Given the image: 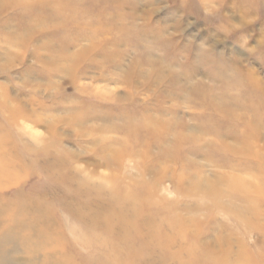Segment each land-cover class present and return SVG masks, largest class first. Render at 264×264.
Listing matches in <instances>:
<instances>
[{
  "label": "rangeland",
  "instance_id": "1",
  "mask_svg": "<svg viewBox=\"0 0 264 264\" xmlns=\"http://www.w3.org/2000/svg\"><path fill=\"white\" fill-rule=\"evenodd\" d=\"M0 264H264V0H0Z\"/></svg>",
  "mask_w": 264,
  "mask_h": 264
}]
</instances>
